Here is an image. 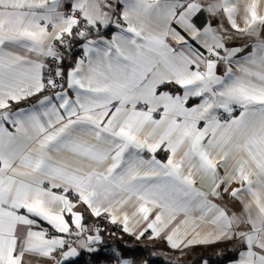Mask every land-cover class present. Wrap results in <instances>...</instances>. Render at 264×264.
<instances>
[{
	"label": "snow or ice",
	"instance_id": "obj_1",
	"mask_svg": "<svg viewBox=\"0 0 264 264\" xmlns=\"http://www.w3.org/2000/svg\"><path fill=\"white\" fill-rule=\"evenodd\" d=\"M88 216L264 264V0H0V264L99 254Z\"/></svg>",
	"mask_w": 264,
	"mask_h": 264
},
{
	"label": "crops",
	"instance_id": "obj_2",
	"mask_svg": "<svg viewBox=\"0 0 264 264\" xmlns=\"http://www.w3.org/2000/svg\"><path fill=\"white\" fill-rule=\"evenodd\" d=\"M243 43V41H236L235 44L237 46L241 45ZM23 106V105H21ZM91 218H95V217H86V223L89 224L90 221L92 220H88ZM88 220V221H87ZM108 222H110L108 220ZM118 226L121 227V234L119 236H115L113 237L112 241L106 240L105 237L104 241L107 243V245H102L101 246V251L100 253L106 255H111L113 254V249L119 250L118 246L121 244L122 247H128L131 248L130 246H146V245H150L155 247L159 254L163 257H165L169 262L173 263V264H193L196 261L200 260V264H205V262H207V264H212L209 261V256L211 255H216V256H221L224 255L226 253V249L229 252H232V245L231 244H224V243H214V244H193L190 245L188 247H184L183 245H181L180 249H172L167 240L163 239V238H155L152 239L151 237V232H147L145 233V235L140 238L139 240L136 239V237L134 235H131L129 233H125L122 230V226L120 224H116ZM163 235V234H162ZM180 235L183 236V228H181V232ZM120 251V250H119ZM112 254H111V253ZM122 252V250L120 251ZM99 253V254H100ZM97 254V255H99ZM97 255L95 256H91L93 258H95V263H91V264H109V260H100L97 259ZM84 256L86 257H90L87 253L84 254ZM128 258H132L129 257L127 255H125ZM230 256V255H228ZM235 259V257L229 259L227 262L224 263H220V264H229L230 260ZM111 264H114V262H111Z\"/></svg>",
	"mask_w": 264,
	"mask_h": 264
},
{
	"label": "trees",
	"instance_id": "obj_3",
	"mask_svg": "<svg viewBox=\"0 0 264 264\" xmlns=\"http://www.w3.org/2000/svg\"><path fill=\"white\" fill-rule=\"evenodd\" d=\"M94 218H89L88 220H92ZM87 220V221H88ZM99 227L103 230L102 235L105 237L106 240H111L113 239V237L115 236H119L121 234V227L116 225V224H112L106 220H104L103 218H100V221L98 223ZM104 245H107V243L104 241ZM131 248L128 247H122V245L120 244L118 246L119 250H122V253L124 255H127L129 257H132V259H135L137 261V264H140V262L147 260L149 262V264H173L171 262H169L165 257L161 256L158 252V250L150 245H146V246H130ZM111 253V252H110ZM230 255V256H228ZM111 257V255H104L102 253H100L99 255H97V259L100 260H109ZM235 257L233 252H229L226 249V253L224 255L221 256H216V255H211L209 256V261L212 264H220V263H224L227 262L229 259ZM91 263H95V258L93 257H86L83 255L82 258L76 260V264H91ZM200 260L196 261L193 264H200Z\"/></svg>",
	"mask_w": 264,
	"mask_h": 264
},
{
	"label": "built area",
	"instance_id": "obj_4",
	"mask_svg": "<svg viewBox=\"0 0 264 264\" xmlns=\"http://www.w3.org/2000/svg\"><path fill=\"white\" fill-rule=\"evenodd\" d=\"M104 220H106V219H104ZM99 221H100V218H94V219H92V221H90L89 225H98ZM106 221H108V220H106Z\"/></svg>",
	"mask_w": 264,
	"mask_h": 264
}]
</instances>
